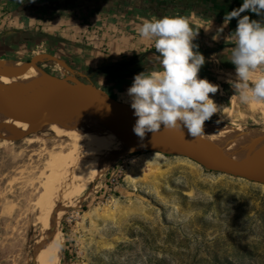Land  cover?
<instances>
[{
	"label": "rangeland",
	"instance_id": "374dc122",
	"mask_svg": "<svg viewBox=\"0 0 264 264\" xmlns=\"http://www.w3.org/2000/svg\"><path fill=\"white\" fill-rule=\"evenodd\" d=\"M2 1L7 9H23L29 0ZM28 61L9 63L25 67ZM37 63L57 79L70 75L62 66L55 70L59 64L49 58ZM262 71L264 67L255 74ZM115 93L114 99L123 102ZM210 98L218 112L208 122L264 129V111L253 108L254 101L241 102L229 83ZM19 139H0V264L32 263L33 243L43 230L39 202L47 193L51 157L69 144L42 129ZM77 180L78 188L68 189L64 182L47 193L65 211L59 224V264H264V184L207 170L167 150L144 149L118 160L101 176ZM66 190L64 197L59 194Z\"/></svg>",
	"mask_w": 264,
	"mask_h": 264
},
{
	"label": "crops",
	"instance_id": "0c3cea01",
	"mask_svg": "<svg viewBox=\"0 0 264 264\" xmlns=\"http://www.w3.org/2000/svg\"><path fill=\"white\" fill-rule=\"evenodd\" d=\"M6 4L0 0V62L27 61L48 53L65 61L77 76L113 98L112 91H116L115 95L129 104L127 89L134 77L162 70L155 38L139 34L145 21L163 18L149 10L130 8L103 13L80 7L72 13L63 9H19L18 5L7 9ZM166 12L169 17H186L197 32L192 41L198 46L194 51L205 57L198 78L207 79L218 88L233 80L236 71L230 62L234 46L231 34L237 21L225 22L222 15L212 17L179 9Z\"/></svg>",
	"mask_w": 264,
	"mask_h": 264
},
{
	"label": "bare ground",
	"instance_id": "6f19581e",
	"mask_svg": "<svg viewBox=\"0 0 264 264\" xmlns=\"http://www.w3.org/2000/svg\"><path fill=\"white\" fill-rule=\"evenodd\" d=\"M0 64L2 69L9 71H16L24 67L20 63L0 62ZM44 66L35 62L25 73L19 76L0 77V89L5 94L10 105H26L36 101L46 91L49 84L57 79L47 72ZM60 66L56 65L55 70L59 71ZM99 90L100 99L106 100L109 94L101 89ZM68 96L71 98L77 97L72 89L69 90ZM58 97H63L61 91L58 93ZM251 106L253 108L259 107L264 111V102L262 100L254 101ZM43 113L49 120L45 124L31 126L14 122L0 112V139L5 141L16 140L26 134L42 129L51 131L56 137L66 138L69 141L66 149L58 151L55 155L52 153V164L48 163L51 168V175H48L49 179L45 185L43 184L47 193H51L50 189L64 182L66 185L63 186L78 188L79 184L77 185V183L79 182H77V179L86 182L88 178L101 176L115 162L136 150L117 138L97 109H74L47 103L44 106ZM118 124L120 129L124 131L131 130L134 126L130 116L125 112L120 113ZM182 128L188 131L186 128ZM204 135L202 138L206 141L187 139L185 144L188 147L211 151L226 162H240L254 154L264 152V129L226 128L206 121L204 124ZM143 149L150 152H162L165 150L172 152L168 141L159 132L154 134L149 132L147 134ZM80 186L85 187V185ZM65 188L63 187L62 189L64 190ZM79 189L78 191H80ZM78 191L76 190V192ZM66 192L68 191H62L59 194L62 193L64 197V194H67ZM47 193L43 194L44 196L41 199L39 197L40 202L38 201L43 208H41L42 212L40 211L42 215L38 217V219L41 217L39 221L43 223V230L42 234L33 243L31 264L60 263L61 237L59 224L63 217L64 208L62 211L60 209L61 206L60 208L58 206V208L55 207L50 199L52 195ZM68 196L70 200V194ZM61 199L63 202L66 197L64 200L63 198ZM64 204V202L61 204L62 207L66 205Z\"/></svg>",
	"mask_w": 264,
	"mask_h": 264
},
{
	"label": "clouds",
	"instance_id": "9594fccd",
	"mask_svg": "<svg viewBox=\"0 0 264 264\" xmlns=\"http://www.w3.org/2000/svg\"><path fill=\"white\" fill-rule=\"evenodd\" d=\"M252 12L264 17V0H243L238 9L225 15V22L237 18L231 34L234 46L230 62L236 77L227 81L243 103L264 100V20H252L241 13ZM144 38H155L161 71L137 74L127 89L133 114L137 118L133 132L143 139L161 126L167 130L186 128L194 138H202L204 124L218 112V105L209 94H216L218 85L198 78L205 57L194 48L197 35L186 17L165 16L145 21L139 27Z\"/></svg>",
	"mask_w": 264,
	"mask_h": 264
},
{
	"label": "water",
	"instance_id": "95a60500",
	"mask_svg": "<svg viewBox=\"0 0 264 264\" xmlns=\"http://www.w3.org/2000/svg\"><path fill=\"white\" fill-rule=\"evenodd\" d=\"M43 57L57 62L65 68L70 75L52 81L46 91L36 101L26 105H10L5 94L0 89V112L3 115L14 122L36 126L45 124L49 120L43 113L44 106L47 103L74 109L94 108L103 115L107 124L118 139L135 149H143L144 141L149 132L141 139L134 134L133 129L124 131L120 129L118 124V118L121 112L128 114L135 124L137 118L134 116V110L131 108L130 104L110 97L106 100H101L99 97L100 90L91 82L82 81L81 77L77 76L73 69L58 57L48 53L36 55L26 63L25 67L19 70L9 71L0 68V77L19 76L25 73L31 65ZM71 89L75 91L76 98L68 96V92ZM60 91L63 93V97H58ZM158 132L168 141L174 155L189 158L210 171L220 172L230 176L247 179L251 182L264 184V152L254 154L240 162H226L211 151L188 147L185 144L187 139L195 140L199 138L192 137L189 132L183 128L167 130L162 125Z\"/></svg>",
	"mask_w": 264,
	"mask_h": 264
},
{
	"label": "trees",
	"instance_id": "16d2710c",
	"mask_svg": "<svg viewBox=\"0 0 264 264\" xmlns=\"http://www.w3.org/2000/svg\"><path fill=\"white\" fill-rule=\"evenodd\" d=\"M88 1V0H87ZM163 2V1H162ZM161 2V3H162ZM85 2H82L81 0H35L31 4H23L21 8H38V9H67V8H80L84 6ZM166 3V2H165ZM86 5L89 8H95L96 10H117V9H123V10H129L131 7V3L129 0H93L89 1ZM156 5L153 3H147L143 6L134 5L133 7L139 8V9H146L151 11L154 14H157L160 17L166 16V11H168L169 7H167V4L161 5L162 7H159L156 10ZM185 9H190L191 11H194L196 14H205L208 16L214 17L215 15H210L207 13V11L204 9L201 5H192L188 6Z\"/></svg>",
	"mask_w": 264,
	"mask_h": 264
},
{
	"label": "flooded vegetation",
	"instance_id": "af4514ba",
	"mask_svg": "<svg viewBox=\"0 0 264 264\" xmlns=\"http://www.w3.org/2000/svg\"><path fill=\"white\" fill-rule=\"evenodd\" d=\"M33 1L35 0H29L23 4H26V5L31 4ZM81 1L85 2L83 4L84 6L82 7L87 8L88 10H92V11L94 10L93 8H89L86 6L88 5L87 3L89 1H93V0H88V1L81 0ZM129 2L131 3V7H130L131 9L136 8V7H133L134 5L143 6L150 2L156 5L155 6L156 10L159 7H162L161 5L163 4H167V7H169L168 10L179 9L181 11H183L182 9H184L185 11L190 10V9H185L188 6L190 7L192 5H195V6L201 5L210 15H222L225 17V15L231 12L233 9H238L242 5L243 0H188L186 2H184L183 0H129ZM61 9H64V8H61ZM71 9L72 8H67L66 10H71ZM143 10H146V9H143ZM243 15H248L250 19L252 20H264V17L257 16L255 13H252V12L241 13V16ZM233 20L237 21V18H233Z\"/></svg>",
	"mask_w": 264,
	"mask_h": 264
},
{
	"label": "built area",
	"instance_id": "2783aa9c",
	"mask_svg": "<svg viewBox=\"0 0 264 264\" xmlns=\"http://www.w3.org/2000/svg\"><path fill=\"white\" fill-rule=\"evenodd\" d=\"M112 176H113V173H111L110 176H109V178H108V181L111 182V183H112V181L114 180V179L112 178Z\"/></svg>",
	"mask_w": 264,
	"mask_h": 264
}]
</instances>
